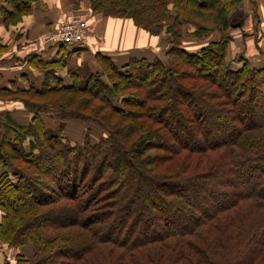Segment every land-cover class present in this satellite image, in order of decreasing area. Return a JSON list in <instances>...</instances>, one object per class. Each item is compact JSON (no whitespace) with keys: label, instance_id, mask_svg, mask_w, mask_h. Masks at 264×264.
<instances>
[{"label":"trees","instance_id":"1","mask_svg":"<svg viewBox=\"0 0 264 264\" xmlns=\"http://www.w3.org/2000/svg\"><path fill=\"white\" fill-rule=\"evenodd\" d=\"M33 1L5 0L0 14L19 19ZM240 1L92 0L159 37L160 53L97 55L107 81L85 66L65 84L58 66L41 89L10 91L64 98L22 97L27 123L0 113V243L15 264H264V62L230 58L222 15ZM219 5L222 33L210 36L196 16ZM76 120L102 133L65 141Z\"/></svg>","mask_w":264,"mask_h":264},{"label":"crops","instance_id":"2","mask_svg":"<svg viewBox=\"0 0 264 264\" xmlns=\"http://www.w3.org/2000/svg\"><path fill=\"white\" fill-rule=\"evenodd\" d=\"M50 1L34 0L31 3V13L24 15V18L18 24L10 25L11 21H8L7 25L5 16L0 14V27H3V35L0 37V90L10 92L19 89H41L43 87L45 82L43 77L41 78V75L31 69L30 66H26L29 70L26 71L24 69L25 64H21V61L17 60L19 58L24 60L33 57L38 62L40 60L44 62H62L63 66L58 67L57 70L61 71L62 74L66 72L67 77L72 79V70L81 69L85 66H89L92 69L96 67V63L92 62L94 59H87L92 55L95 58H97V55H109L118 61L117 56L127 58L131 54H158L161 51L159 49V37L153 36L142 28L137 27L129 19L105 17L100 13H94L89 7L78 10L85 13L81 16L91 17L89 23L92 31L86 48L73 50L67 46L54 45L47 41L43 42L40 38L46 37L45 34L50 28L55 29L58 27L73 12L72 9L66 8L62 2L50 5ZM253 1L259 9L261 8V13H258L259 20L254 24L241 27V33L236 36L233 35L232 40V44L234 40L240 42L244 53L251 60H255L258 57L259 49H264V0ZM0 7L7 10L11 9V6L5 0H0ZM232 48L234 47L232 46ZM14 57L16 61H14ZM29 73L36 81L39 80L38 84H35L34 80L33 82L29 80L30 77H27L30 76ZM14 75H20L24 85L19 84L17 79H13ZM56 75L65 84L72 83V81H67L59 75L57 71ZM2 80H9L14 87L6 88V85L2 84ZM26 80L30 82L25 83L24 81ZM2 112H13L8 102L0 101V113ZM11 114L19 123L29 122L17 118L15 115L18 113L16 112ZM69 132L75 136L77 134L75 129L69 128ZM5 248L7 250V247L0 243V250Z\"/></svg>","mask_w":264,"mask_h":264},{"label":"rangeland","instance_id":"3","mask_svg":"<svg viewBox=\"0 0 264 264\" xmlns=\"http://www.w3.org/2000/svg\"><path fill=\"white\" fill-rule=\"evenodd\" d=\"M58 2L59 3L62 2L66 8L72 9L73 12H71V13H77L79 15H83L85 13L83 11H78V10H80L82 8H86V7L92 8L91 7L92 0H51L50 5L57 4ZM227 8H229V6H227L223 10L222 15L226 16L229 13L231 15L230 27H229V30L231 29V32H229L231 39H232L233 35L236 36V35L241 33L240 28L239 27L235 28V26L242 24L241 27H245L248 24L249 25L254 24L257 20H259L258 19V13H261V8L259 9L258 6H256L254 4L253 0H241L240 2L236 3L234 6L229 8L227 13H226ZM220 9H221V5L214 7L213 11H207V12L204 11V14L196 16L197 17L196 22H198V24L205 25V26L210 24V26H208L209 28H212V30H209L210 36L219 35L222 33V29H220V26H219L222 18H219V20H217V18H216V15H219V12H221ZM30 13H31V11L27 14H24V15H28ZM21 17H19V19L13 20L11 22L9 21L10 23L7 22L6 24L7 25H8V23L10 25L11 24H18L24 18L23 16H21ZM83 17H86V16H83ZM90 18L91 17H89V19ZM197 30H198L197 27H192L191 29L188 30V33H194ZM53 31H54V29L50 28L49 31L45 34L46 37L40 38V39H42L43 42L44 41L46 42L52 36ZM1 35H3V27L2 28L0 27V37H1ZM243 35H245V34L243 33ZM189 37L193 40L194 46H197V44L199 45V43L197 42L199 39H194L192 36H189ZM242 41H244V40H242ZM31 46H33V45H31ZM232 46L234 48H232ZM139 54L142 55L145 53H139ZM240 54H245L243 51V46H241L239 41L234 40L233 44L231 41L230 53H229L230 58H235L236 60H239V56H241ZM13 59H14V61H16L15 57ZM87 59H89V60L94 59L92 62L96 63V67L93 69L95 72L103 73L105 70L104 78L107 81L106 78L108 76L107 74H109V70L106 69V66L103 63V62H105V59H103V61H102V59H100L98 57L95 58L93 55L90 56V58L88 57ZM117 59H118V61H117L118 63H125L129 60V57L123 58V56H120V57L117 56ZM17 60L19 62L21 61V64H25L24 69L26 71H29L26 66H28V67L30 66L31 69H33L35 72H37L38 74L41 75V78L43 77L45 82H47L48 78L50 77L49 73H48L50 70H52L53 68H57L58 66L60 67V65L63 66L61 63H57L55 66H53V65L43 66V65L38 63L36 58H33V57L28 58V59H24V60L19 58ZM253 62L255 64H262V62H264V57L258 55V57L255 60H253ZM56 71L59 73V75L64 77L67 81H72L71 78L69 79L67 77L68 75L66 72H63V74H62L61 71L56 69L54 72L55 74H56ZM29 75H30V73H29ZM27 77L28 78L30 77L29 78L30 81L33 82V80H34L35 84H38L39 80L36 81V79H34L32 75L27 76ZM13 79H17L19 84L24 85L20 75H14ZM30 81L26 80L24 82L26 83V82H30ZM50 81H51L50 83H52L51 85L56 84L53 79H51ZM1 82L3 85H6L5 86L6 88H13L14 87L12 83L10 84L9 80H2ZM174 94L176 97H178V98L180 97L179 93L176 92ZM29 95H31V94H29ZM29 95L22 94L19 96H15L11 92L0 90V101L1 102H8L10 104L11 110H13V112H10V113H15V112L18 113L15 116L17 118H19L20 120L27 122V121H30V119L32 118L33 115H35V113L33 110H29L25 107L23 98L26 99L29 102V104H54V105L60 104L61 102H63V99H64V98H62L61 101H58L59 96L56 94H51L49 96H45L43 98H38V99L37 98L34 99ZM25 111H27V112H25ZM58 113H59V111L55 108H52V107H45L40 112L44 123H46V125L48 127H52V128H56L58 126V122H59V120L57 119ZM71 120H73V119H71ZM76 121H78V122H74V123L70 124V126H69V128L75 129V132L77 133L76 136L73 133L69 134V132H68L69 129L67 127L64 129L65 134H66L65 136L68 135L70 137L69 140H67L65 138V141H67L71 144L83 143V141L85 140V138L88 134H90L92 139H95L99 136V134L102 133L101 128L99 126H94L92 121H87V122H82L79 120H76ZM90 127L93 130H89ZM103 135H105L104 132H103ZM24 144L27 146V141ZM28 149H29V147H28ZM15 251L16 250L11 249V248L7 249V250L5 248V249L0 250V254L2 255L1 256L2 258H7L6 260L10 261V264H15V261L13 259L14 258L13 255H14Z\"/></svg>","mask_w":264,"mask_h":264},{"label":"built area","instance_id":"4","mask_svg":"<svg viewBox=\"0 0 264 264\" xmlns=\"http://www.w3.org/2000/svg\"><path fill=\"white\" fill-rule=\"evenodd\" d=\"M89 17H83L77 13H70L66 19L54 29L47 42L54 45H67L70 48L84 47L92 28Z\"/></svg>","mask_w":264,"mask_h":264},{"label":"water","instance_id":"5","mask_svg":"<svg viewBox=\"0 0 264 264\" xmlns=\"http://www.w3.org/2000/svg\"><path fill=\"white\" fill-rule=\"evenodd\" d=\"M241 26H242V24H239V25L235 26V28H238V27H241Z\"/></svg>","mask_w":264,"mask_h":264}]
</instances>
